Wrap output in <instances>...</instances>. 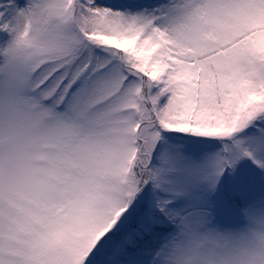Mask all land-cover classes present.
Segmentation results:
<instances>
[{
    "label": "snow or ice",
    "instance_id": "1",
    "mask_svg": "<svg viewBox=\"0 0 264 264\" xmlns=\"http://www.w3.org/2000/svg\"><path fill=\"white\" fill-rule=\"evenodd\" d=\"M0 264H264V0H0Z\"/></svg>",
    "mask_w": 264,
    "mask_h": 264
}]
</instances>
